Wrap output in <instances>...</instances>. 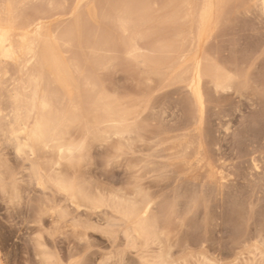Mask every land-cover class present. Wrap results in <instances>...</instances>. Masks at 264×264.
I'll list each match as a JSON object with an SVG mask.
<instances>
[{
	"label": "bare ground",
	"instance_id": "1",
	"mask_svg": "<svg viewBox=\"0 0 264 264\" xmlns=\"http://www.w3.org/2000/svg\"><path fill=\"white\" fill-rule=\"evenodd\" d=\"M88 1L74 0L72 2L74 4L71 6L72 10L79 11L80 15L84 10L86 14L90 4L87 9H81L86 8L84 5L91 0ZM115 1H113L114 3L111 0L106 1L107 3L111 2L112 6L117 2L119 6L116 7H120L118 12L114 13V17L109 15L110 12H107V20L108 22L110 20L109 23H113L112 26L118 23V29L122 31L123 35L134 34V39L126 43L127 47L125 46L129 57L131 54H137L141 49L139 39L141 40L143 37L145 39L147 36L159 40V44L155 41L156 39L154 40L157 42V47H152V51L161 59L158 58V61L153 62V67L150 70L151 75H154L158 80L152 79L153 81L160 80L167 84V87H177L176 91L184 95L180 103L170 110L169 115L166 114L165 110L158 112L159 105L153 100L154 98L143 99L138 104L136 112L134 111L137 120L140 119L136 124L134 123V131L142 132L146 127L143 121L145 110L150 112L151 119L158 123L154 133V138L157 141L153 146L156 150L150 160L142 163V170L145 175H151L155 183L163 182V187L171 191V200L163 203L162 206L157 204L161 208H159L160 211H157L158 213L154 210L157 208L155 196L152 197L149 193L143 196L140 203L139 201H137L138 203H122L123 205H120L119 209L116 208L121 214L124 224L127 225L125 236L143 249L145 256L142 258V264H179L176 258L175 260L173 258L174 252H176L173 250L174 248L182 252L191 246L201 247V254L205 255L212 248L211 235L215 223L214 210L220 205L222 206L226 200L230 203L226 220L232 226V240L234 241L233 244H236L234 246L242 247L257 237L262 238L264 223L260 228L254 225L256 231L252 232L249 220L252 219L254 222L252 217L256 210L255 206L264 200V131L260 132L255 140L245 146L247 148L242 156L241 165H246V167H243L244 169L238 173L237 169L233 167L234 165L228 166L226 164L227 152L214 138V128L209 127V114L210 105L214 104L215 96L218 95L219 97L221 93L226 91H234L239 95L238 97H245L246 93L243 95L242 90L256 85V80L260 76L263 77L262 84L264 82V76L260 75L264 72H259V78H255L253 72L260 69L259 64L261 62L258 63V61L260 58H264V0H124L122 5V0H119L120 3L118 0ZM68 2L71 1L0 0V149L5 144L13 150L18 158L30 163L38 161L47 154L56 155L57 159L53 160L49 166L46 164L34 166L35 162L32 164L35 169L36 186L43 192L50 188L56 189L58 193L69 198L73 207L78 210L85 208L89 213L88 211L104 207L105 200L101 198L102 196L96 198L95 194L92 195L89 193L90 191H85L83 187L80 188V181L77 183L72 181L74 178L71 179V177L73 176L69 177L67 174L70 180L68 178L67 180L66 176L63 179L58 177L61 175L56 176L54 174L56 171L53 172L52 168H58L63 162L72 165L78 159H83L82 156L86 152L88 140L91 138L101 140L106 133L109 134L110 132V136L114 139L113 136L122 137L123 134L130 133L133 128H130L127 123L130 113L125 110H118L116 106H113L114 104L112 105L113 101L102 104L103 98L100 97L99 103L95 104L93 108H89V106L87 107L89 103L85 104V101H88L86 92L85 98L87 99L81 100L82 82L85 81L84 84L88 87L91 86L90 93L94 89L101 90L102 88L99 89L97 84H95L96 87L93 86L94 83H91V80L85 75V69L81 67V63L80 65L73 63L66 56V53L71 50V45L73 47L78 41L75 37L78 36L77 30L82 23H79L80 26L77 27L74 25L69 30L64 24L53 26L52 19L58 15L62 17L68 11L69 6H66ZM69 9L71 8L69 7ZM115 11L114 9L112 12ZM237 18L239 21L242 18L246 19V22L252 21L253 24L250 25L252 31L261 36H258L260 39L258 38L257 43L252 44L250 49L244 52L235 51L232 59L227 60L221 54L219 55L222 51L217 49L218 53L216 50L212 53V48H208V45L211 44H209L210 41H213L211 40L213 33L221 26L225 28V22L228 24L226 19H232L236 23L237 20L235 21V19ZM104 20L106 19L104 18ZM142 21L148 25V31L145 35L143 34L144 30H142L143 35L137 31V28L140 29L139 25ZM227 26L229 27V24ZM86 32L88 31L86 30ZM223 36L225 37V35ZM245 38L247 39V37ZM110 40L112 41L111 37ZM104 43L107 42H103V47ZM111 43L112 48H114L113 41ZM65 46H69L70 49L67 51L64 49ZM109 53L111 52L109 51ZM102 56L100 57L101 60ZM149 60L151 61V59ZM144 63L146 64V62ZM260 66L264 69V61ZM160 81L157 86L160 85ZM259 82L261 83V81ZM101 92L102 90L99 91L100 94ZM99 93L96 95L95 92L94 95L98 97L100 96ZM94 95L92 93L89 96H92L93 102L95 101ZM262 99L264 98L262 97ZM216 100L217 98L215 102ZM178 105L181 106V109L177 111ZM131 107L133 106L131 105ZM216 115L218 116L217 121H219L218 126L229 133L232 129L231 121L224 119L231 117L232 114L218 112ZM260 118L264 119V115ZM262 119L261 121H263ZM217 121L215 119L214 123ZM107 122L114 124L109 132L103 129ZM73 127L75 129L77 127L83 134L79 143L69 140L70 131ZM2 167L5 165H0V183L4 189L10 184V178L5 172L6 168L3 171L1 170ZM64 168L66 169V167ZM236 178H239L240 181H236ZM13 179L15 180V177ZM140 179L143 178L140 177ZM12 183L11 200L20 195L14 181ZM143 191L147 190L143 188ZM39 218L38 223L41 224L42 221ZM174 219L180 221L181 230L178 231L175 244H172L167 237L170 231L177 227L173 226L172 220L174 221ZM184 228L187 230L184 231ZM190 231L191 233H188ZM165 241L169 244L167 245ZM36 242L39 248L44 247L41 238ZM154 246L159 247V252L156 255H152ZM242 255L241 253L235 257L237 259L236 264H255L251 258H243ZM53 260L51 257H44L46 264H56ZM232 263L234 262L232 261ZM182 264L190 263L187 261ZM200 264L206 263L202 261Z\"/></svg>",
	"mask_w": 264,
	"mask_h": 264
},
{
	"label": "rangeland",
	"instance_id": "2",
	"mask_svg": "<svg viewBox=\"0 0 264 264\" xmlns=\"http://www.w3.org/2000/svg\"><path fill=\"white\" fill-rule=\"evenodd\" d=\"M68 1H71L68 2V4H66V6H69L71 8L69 9L68 7V11L69 10L70 11L69 12L67 11L63 16L61 15L62 17H60V15H58L59 17L58 16H56V18L54 17L52 21H53V26L55 25L54 27H56L57 24L58 26L64 24L65 27H67L66 28L67 30H69L71 27H74V25L77 27L79 23L82 24L84 23L83 26L82 24L81 26L79 25L80 27H78V29L80 31L77 30L79 34L78 36L75 37L77 38L79 43L78 41L75 42V44L73 43L74 44L73 47L71 45V50H69V52L66 53V56L73 63H78L79 65L81 63V67L85 69V75L91 80L90 81L91 83H94L93 86L97 84L99 89L102 88L101 94L99 93V91L101 90L94 89L92 91L93 95L95 92L96 95L98 93L100 94V96L98 97L96 95L93 96V98L96 101L93 102L91 100L92 96L89 97L90 94H92L90 93L91 86L88 87L86 84H84L85 81L82 82L83 84L81 87L80 96L82 101H85V99L88 98V101H85V104H87L88 102L91 105L87 104V107L89 106V108L91 107L93 108L95 104L99 103L100 100L98 99L100 97L103 98V100L101 101L102 104L111 103L113 101L112 105L114 104L113 106H116L118 110L121 111L125 110L130 113V118L129 121L127 122L130 128L131 127L133 128L136 122L140 120V119L137 120L135 112L138 109V104L143 99L154 98L153 100H155L157 102V105H159V108L157 109L158 112L161 110H165L167 112L166 114L169 115L171 113L170 110L174 109L175 105L180 103L184 95L176 91L177 87L174 86L167 87V84L162 83L160 80L159 81L162 84L160 83L158 87L157 84L159 81H156L158 79L154 75H151L150 70L153 67L152 65L156 61H158V58L161 59L159 56L156 55V53L152 51V47L154 46L157 47L156 43L159 40L157 41L156 38L154 37L149 38L147 36L145 37V39L144 37L141 38V40L139 39V44H141V49L139 50V52H137V54L136 53L135 55L131 54V57H129L130 55H128L126 52V47H127L126 43L134 39L135 37L134 34L133 35L130 34L132 37L130 35L124 34L125 36H127L125 37L122 31L118 29L119 28L118 23L112 26L111 24L113 23H109L110 20L109 22L107 20L108 19L107 12H110L109 15L110 16L113 15V17L115 16L116 12H118L120 7L117 8L119 6L116 2L117 0L116 1L111 0V2L113 1L116 2L115 4H113V6L110 4L111 2L107 3L109 2V0H96V1L89 0L90 2L88 1L89 3L84 5V7L86 8L81 9V10L87 9V6L90 4L88 6L89 12L86 11L87 13L85 14L83 10L81 15L79 11L78 14V12L72 10L73 8L71 6H73L74 3L72 2L74 0H68ZM92 1H94L95 3H93ZM123 1L124 0H122V2L119 1L118 3L121 2L122 5ZM92 4L95 5L92 7L91 6ZM114 9L116 11L112 12L114 11ZM100 17L103 18L100 19ZM104 18L107 20V22H104L106 21L104 20ZM238 19L239 18L235 19V21L237 20L236 23L233 21L234 18L233 20L226 19L225 21L228 20L229 27L227 26L228 24L224 21L225 28L221 26L220 27L221 29L219 28L216 32L213 33V38L211 39L213 41H210L209 44L210 43L211 44L208 45V48L209 47L212 48V49L210 48L211 52L212 51L214 52V50H216L217 53L218 50L220 52L222 51L221 53H219V55L221 54V56L227 58V60H230L232 59L235 51L244 52L250 49L251 46H253L252 44L257 43L258 38L261 35L252 31L250 26L253 24L252 21L248 20L246 22V19L242 18L240 19L242 23L245 22L244 24H242L241 21H239ZM229 20L230 21L232 20V22H229ZM237 24L238 26H236ZM88 26H89V30H88ZM139 26L140 29L137 28V31H139L141 35L142 30H144L143 34L145 35L148 31L147 30L148 25L146 24V22L144 23V21H142ZM241 28L243 29L242 31ZM86 30L88 32H86ZM105 30L107 31L104 32ZM223 35H225V37ZM109 36L113 41L114 48H112V43H111L112 41L110 40ZM245 37H247V39ZM83 38H85L86 40ZM125 38L126 39L128 38V40L126 41ZM154 40L157 42H155ZM103 42H107L108 45L107 43H104L105 45L103 47ZM91 46L95 47L94 49L96 51H93L94 49H91L93 48ZM97 48L100 49L98 50ZM64 49H67L68 51V49L70 48L69 46L68 47L65 46ZM109 51L111 53H109ZM101 56L103 57L102 60L100 58ZM149 59H151V61ZM102 61L103 63L101 64ZM263 61L264 58H260L258 63L261 62L260 64H263ZM144 62H146V64ZM260 64H259L260 69L253 71L255 73L254 74L255 78L256 77L259 78L258 75L261 72H264V69H262L263 67L261 68ZM87 69L89 72L87 71ZM263 74L264 73H261L260 75L264 76ZM152 78L156 80L153 81ZM260 78H259L260 80L259 79L256 80L257 82L256 85L242 90L243 95L246 93L245 97L244 96L238 97L239 95L236 94L234 91L233 92L226 91L221 93L219 97L218 95L215 96V99L217 98L216 100V102H218L217 104L214 99V104L210 105L209 118L212 120L209 119V127L211 129L214 128L213 129V132L215 131L214 138L220 142L219 145L223 148V150H225V152H227L226 158L227 157L228 158L226 160L227 161L226 164L228 166L234 165L233 167L237 169L238 173L241 172V170L246 167V165L243 164L241 165V163L243 162L242 156L247 148L245 146H247L250 142L255 140L260 132L264 131V122H263L264 119L260 118L262 117V115H264V112H262L264 111V99H262V97L264 98V94H263L264 82L262 84L263 77L260 76ZM259 81H261V83ZM163 86L165 87L164 88L165 90L163 89ZM87 89H90V91H87ZM85 92L87 98H85L86 97ZM87 92L90 94L88 95ZM249 96L251 97L250 99ZM226 100L228 101L226 102ZM236 101L237 102L239 101L240 103L239 102L237 103ZM131 105L133 107H131ZM180 109L181 106L178 105L177 111ZM238 109L239 110L242 109L241 112H239ZM218 112H222V113L225 112L227 114H232L233 118L231 116L229 118L224 119L231 121L230 125L232 129L229 131V133L225 132L226 130L224 128H221V126H218L219 121H217L218 116L216 115V113ZM144 113L145 114L143 116L144 119L143 121L145 122L146 127L144 128V130H142V132L134 131L133 128V130L130 133H125L123 134L122 137L113 136L114 137L113 139L112 136H110L111 133L109 131L112 130L114 124L107 122L105 123L107 125L104 124L103 129L105 131H108L109 134L106 133V135H104V137L101 138V140L100 139L94 140L92 138H91L92 140L89 139L88 146L85 150L86 152L82 156L83 159H78L75 163L72 164L73 166L70 163L63 162L62 164L64 166L61 164L58 168H52L53 172L56 171L54 173L56 176L61 175L58 177H61L62 179L65 176H66L65 178L67 179L68 175L69 177L73 176L71 177V179L74 178L72 181L76 183L80 181L79 182L80 188L83 187L85 191L88 192L90 191L89 192L90 194L91 193L92 195L95 194V197L97 196L96 198L102 196L101 198H103L106 203V204L104 203V207H102L104 210L100 208V209L88 211L89 213H87V210L85 208H80V210H78L77 208L71 205L69 198L67 196L65 197L64 194L58 193L56 189L50 188L47 191L43 192L42 190H40V188H38V186H36L35 177H34L35 176L34 166L43 165V164L49 166V164H51L53 160L55 161V159H57L55 157L56 155L47 154L45 157H42L38 161H34L35 164H33L34 162L30 163L28 161H25L23 159L21 160L20 158H18L9 146H6L4 144L1 147L0 165L1 166L5 165V167H2L1 170L4 171V169L5 168L7 169L8 167L7 170L5 169V172H7L10 178L9 179L10 182L8 181L10 183V184L8 183L9 187L7 186L3 189L2 183H0V249H1L0 257L2 259V260L0 259L1 264H46L44 261V257L46 256L53 258L54 259L53 261L56 264L57 263L58 264H142L143 263L142 258L145 256V254L143 255V249L141 248V246L139 247L138 245L132 243V241L128 239L127 236H125L127 225L124 224V221L122 220V216L119 213L118 209L120 205H123L125 203H138L137 201H139L140 203L142 201L141 199H143V196L148 193L152 197L155 196L154 198L157 201L156 205L159 204L160 206H162L163 203L171 200L170 199L171 191L163 187L164 183L163 182H161L160 184L155 183V180L151 178V175H145L144 171L142 170V165H143L142 163H145L146 161L150 160L152 155L154 154V151L156 150L153 147L155 142L157 141V139L154 138V133L156 132L155 130L158 127V123L151 119L150 112L145 110ZM242 113L244 114V116ZM214 115L216 117H213ZM215 119L217 122L214 123ZM261 119L263 121H261ZM259 122L262 124H260ZM73 128H71L72 129L70 131L71 137L69 140L72 141L74 140V142L79 143L83 138V134H81V132L77 127L76 129L75 127ZM2 161L4 162V164ZM64 167H66V169ZM11 172H13L12 173L13 175L11 174ZM9 173L11 174V177ZM71 173L73 174L71 175ZM14 177L15 180L13 179ZM140 177L143 179H140ZM12 180L14 181V184H16V188H18V191L20 192L19 197L13 200H11V195L13 194ZM236 181H240V179L236 178ZM143 188L144 190L147 191H143ZM141 192L144 194H142ZM228 202H229L228 200H226V202L224 201L222 206L220 205L218 208L214 210L215 223L213 227L214 230L212 229V235H211L212 248L209 249L205 255L201 254L202 252L201 247L198 248L195 246H191L188 250L182 252L178 251L177 248H174L173 250L176 251V252L173 251L174 260L176 258V261L179 264H182L187 261H189L190 264H200L202 261H204L206 264H217V263L236 264L237 259L235 257H238V255L242 253L243 255L241 257L247 259L251 258L255 264H264V242H263L264 232L262 234L263 239L257 237L256 239H253V241L248 242L242 247L234 246L236 244L235 243L233 244L234 241L232 240V231H231L232 226L226 220V214L229 210V205H230V203ZM159 205H157L156 206L157 208L155 207L156 209H154L156 212L160 211L161 209ZM257 205L255 206L256 210L254 211V215L252 217L254 218L253 219L254 222L252 221V219L249 220V226L252 232H255L256 231L255 228L256 227L260 228L264 223V214H263L264 200H262L261 203ZM258 207L260 208V210ZM38 218L41 219L42 221L41 224L38 223ZM172 223H174L173 226H177V227H174L173 230L170 231L167 238L169 239L170 243L175 244V239L176 237H178L177 236L178 231L181 230L180 229L181 223L179 220L177 221L176 219H174V221L172 220ZM40 225L42 228L40 227ZM254 225H256V227H254ZM186 230L187 229H185L184 231ZM188 233H191V231ZM39 238H41V241L44 242L43 245L45 249L44 247L41 249L39 248V246H37L36 241ZM257 241L259 243H256ZM169 242L168 243L166 242L167 245L169 244ZM156 246H154V252L152 253V255H156L159 252L158 250L159 247ZM252 252L254 256L252 255ZM204 257H206V259H204ZM177 259L180 261H178ZM232 261L234 263H232Z\"/></svg>",
	"mask_w": 264,
	"mask_h": 264
}]
</instances>
